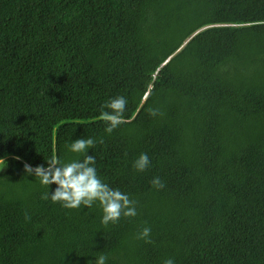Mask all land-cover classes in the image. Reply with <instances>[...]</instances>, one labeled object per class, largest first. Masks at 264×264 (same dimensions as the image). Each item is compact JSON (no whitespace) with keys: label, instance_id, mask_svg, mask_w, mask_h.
I'll list each match as a JSON object with an SVG mask.
<instances>
[{"label":"trees","instance_id":"trees-1","mask_svg":"<svg viewBox=\"0 0 264 264\" xmlns=\"http://www.w3.org/2000/svg\"><path fill=\"white\" fill-rule=\"evenodd\" d=\"M81 136L137 216L42 199L24 163L82 159ZM0 157V264H264V0H0Z\"/></svg>","mask_w":264,"mask_h":264},{"label":"clouds","instance_id":"clouds-1","mask_svg":"<svg viewBox=\"0 0 264 264\" xmlns=\"http://www.w3.org/2000/svg\"><path fill=\"white\" fill-rule=\"evenodd\" d=\"M128 99L124 95L109 97L100 105V120L104 124V132L111 135L122 124L127 122L125 112ZM153 117L162 115L158 109H149ZM103 138L93 136H81L78 139H71L66 142L65 148L69 153L77 154L83 158L62 160L58 156H52L45 164L32 166L24 163V171L27 175L34 176V180L41 187L48 190L42 194V199L50 200L52 203H59L65 209H91L98 206L101 212L100 223L107 227L110 224L118 223L122 218H133L138 215L137 201L130 193L122 191L118 187H112L98 173L96 157L89 154L97 143L103 144ZM20 159V157H16ZM151 164L147 153H141L134 161L133 168L137 172H143ZM7 166V160L0 157V170ZM56 187L50 191V186ZM153 188L160 190L165 187L159 176L151 180ZM26 219L30 217L26 216ZM150 227H143L136 233V239L151 243ZM88 261V264H108L107 254L100 252ZM163 264H176L174 257L164 260Z\"/></svg>","mask_w":264,"mask_h":264}]
</instances>
